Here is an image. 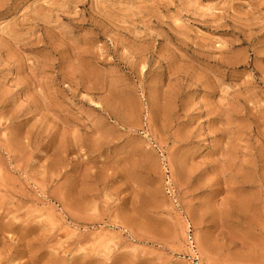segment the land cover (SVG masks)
Returning a JSON list of instances; mask_svg holds the SVG:
<instances>
[{"label":"rangeland","instance_id":"obj_1","mask_svg":"<svg viewBox=\"0 0 264 264\" xmlns=\"http://www.w3.org/2000/svg\"><path fill=\"white\" fill-rule=\"evenodd\" d=\"M0 177V264H264V0H0Z\"/></svg>","mask_w":264,"mask_h":264},{"label":"crops","instance_id":"obj_2","mask_svg":"<svg viewBox=\"0 0 264 264\" xmlns=\"http://www.w3.org/2000/svg\"><path fill=\"white\" fill-rule=\"evenodd\" d=\"M205 256V262L204 264H225L227 263V260L225 261V254L222 256L219 253L215 252L212 249H205L204 251ZM241 264H247L248 260L240 261ZM230 264V262H229Z\"/></svg>","mask_w":264,"mask_h":264},{"label":"bare ground","instance_id":"obj_3","mask_svg":"<svg viewBox=\"0 0 264 264\" xmlns=\"http://www.w3.org/2000/svg\"><path fill=\"white\" fill-rule=\"evenodd\" d=\"M1 175H3L2 173H1ZM2 177V176H1ZM0 177V178H1ZM3 177H4V175H3ZM74 216H75V214H74ZM89 216V215H88ZM82 217H83V215H82ZM86 218V217H85ZM88 218V217H87ZM90 218V217H89ZM105 249V248H104ZM86 250V249H85ZM85 250H84V252H85ZM98 252V251H97ZM90 253V252H89ZM108 253V252H107ZM100 254V253H99ZM33 255V254H32ZM51 260V259H50Z\"/></svg>","mask_w":264,"mask_h":264}]
</instances>
